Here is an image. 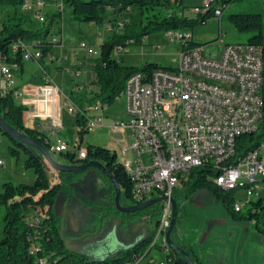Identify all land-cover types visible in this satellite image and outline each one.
Wrapping results in <instances>:
<instances>
[{"label": "built area", "instance_id": "obj_1", "mask_svg": "<svg viewBox=\"0 0 264 264\" xmlns=\"http://www.w3.org/2000/svg\"><path fill=\"white\" fill-rule=\"evenodd\" d=\"M215 1L219 0H206L205 5L195 6L193 10L199 14L214 7L213 14L220 17L223 5L214 6ZM47 3H57L61 9L64 5L63 0H36L33 6L30 0H25L22 9L35 8L43 22L45 16L41 8ZM122 26L123 22L119 21L118 27ZM165 33L176 40L190 41L192 38L188 30H167ZM53 40L60 44L59 37ZM247 44L254 43L226 44L216 58L204 55L203 45L180 49L174 68L160 67L150 74L136 71L126 80L121 93L126 98V119L116 121L113 126L115 131L122 133L116 140L120 149L111 150L116 152L118 165L131 181L133 195L128 197L129 205L164 197L157 202L162 204L158 225L152 233L156 242H167L171 198L178 185H185L194 168L209 167L213 171L210 176L213 183L225 191L242 189L245 201H235L237 212L251 202V196L264 181V139L244 155H236L237 138L258 129L263 108V55L262 52L243 54V45ZM80 50L89 57L99 55V49L85 41L80 42L74 53L78 55ZM116 50L122 52L124 47L119 45ZM18 51L23 61H39L44 56L41 40L32 44L17 40L12 44L13 57ZM44 57L53 59L52 52ZM18 69L17 61L8 60L0 53V90L3 94L11 92L13 99L24 106V122L33 121L53 151L68 149L60 139L52 145L48 138L49 133L54 134L62 127L65 107L71 113L85 114L87 131H94L102 123L100 117L89 116L83 111L71 96V92L91 89L93 82L75 85L70 92H65L45 72V83L30 93L16 85ZM103 106L96 104L95 109ZM87 153V149H80L76 157L84 159ZM47 219L50 214L41 208L28 218L30 225L41 226L47 224ZM154 249L156 245L145 248L132 255L126 264H167L173 260L166 255L158 258ZM36 251H40V247H33L30 252L35 254ZM37 262L57 264L49 256H39Z\"/></svg>", "mask_w": 264, "mask_h": 264}, {"label": "rangeland", "instance_id": "obj_2", "mask_svg": "<svg viewBox=\"0 0 264 264\" xmlns=\"http://www.w3.org/2000/svg\"><path fill=\"white\" fill-rule=\"evenodd\" d=\"M30 2L34 6L36 0H30ZM205 3L206 0H183V3L175 8L180 15L194 18L197 13L193 8L203 6ZM214 6H222V2L220 0L215 1ZM52 8H55L53 4L47 3L41 8L42 14L45 16ZM9 11L8 6H0V28ZM132 11V9H127L126 13ZM107 12L110 14L111 10ZM163 12L170 13L169 9ZM24 13L32 17L28 24L31 29H37L43 25L39 19V14L35 12V8L25 10ZM126 13L121 16V22L127 21ZM231 13H261L264 36V0L230 1L224 6L222 20L212 15L205 24L197 23L193 26L192 36L197 42L204 43L203 53L207 57H219L226 44L248 42L249 37L252 35V33L238 31L229 19ZM116 27L114 32L124 31V28H119L118 24ZM114 32L103 30L102 23L76 20L71 14L70 7L65 4L62 15L48 34L49 39L62 37V43L54 45V54L59 58L67 57L64 60L60 59L64 66L63 70H59L54 64L52 80L65 92L69 91L70 84L84 85L88 80L90 81L92 78L90 60L83 58L82 54L84 52L82 50L78 55L74 53V50L78 48L82 41L87 42L96 49H100V45L105 38L112 36ZM179 52L180 43L176 39L167 36L163 29H154L146 35L143 43L128 44L124 47L123 52L114 49L112 55L122 60V64L125 66H142L147 62H157L163 66H175L178 63ZM80 62H82L81 66ZM79 67L80 72L77 71ZM24 70L23 77L26 78L38 76L42 72L41 64L35 59L25 60ZM15 73L16 85L19 86L22 72L18 69ZM98 87V85L94 86V91L98 90ZM74 94L77 95V93ZM96 104H99V102L87 103L89 107L87 114L100 117L102 123L94 131L90 130L83 134L82 140L78 132L79 126L76 122V114L69 112L67 107L63 109L62 127L54 134L49 133L48 138L52 145L60 139L68 145V149L60 152L53 151L49 147L51 156L55 161L82 164L81 160H69L66 153L74 154L80 149H88L89 146L109 147L119 151L120 145L116 140L122 137V133L115 131L113 126L116 121L126 119V98L121 94L116 97L113 104L104 105L100 109H95ZM26 123L32 125L31 121ZM12 146L16 147L10 137L0 133V161L3 162L0 163V191H2L5 181L32 184L36 179L34 168L26 166L28 154L24 148L18 147L19 153L15 155L10 151ZM40 155L42 154L40 153ZM42 158L46 165L50 183L54 185L61 182V180L63 181L60 172L52 168L43 155ZM68 187V190L61 191L62 194L58 196L54 208L60 214L61 212L64 213V209H67L65 206L68 205V201L71 205L73 204V207L76 206L74 208L76 217L70 216L67 226L68 231L71 229V232L76 231L78 226V232H72L75 235L71 236L100 235L103 230H100L101 233L99 230H95L93 218L95 217V208L99 202L105 199L104 197L108 192L109 197L114 198L115 192L110 181L104 176H100L96 168L89 167L82 175L73 179ZM233 192L235 201L237 199L245 201L242 189ZM173 195L179 204L177 222L172 232V237L177 243L189 249L190 247L183 241L186 240V243L192 245L194 251L191 250V252H195L196 256L200 253L204 255L205 252L209 253L205 255V258H208L212 264H264V216H262L260 222L247 217L235 218L231 215L229 208L216 201L206 188H200L187 194L186 187L178 185ZM260 196L264 197V186L260 191ZM259 198V195L254 194L251 196V201H257ZM120 203L123 206H128L131 203L124 192V188H122ZM161 204L157 203L156 205L160 206ZM250 208H252V203H245L241 213L248 214ZM3 212L4 208L0 205V219ZM148 213H151L152 218L145 214H139L134 216L126 229L120 225L119 232L121 235L129 236L130 233L142 226L152 230L153 222L151 220H155L157 215L153 216V211H148ZM119 219L122 220L118 216L108 217V224L105 228H109L113 220L120 221ZM132 221L135 223L133 224ZM74 223L76 226L72 227ZM139 223L142 224L138 227ZM210 247L215 249L214 253L207 251ZM153 253L160 259L165 258L166 255L165 252L158 249H154Z\"/></svg>", "mask_w": 264, "mask_h": 264}, {"label": "trees", "instance_id": "obj_3", "mask_svg": "<svg viewBox=\"0 0 264 264\" xmlns=\"http://www.w3.org/2000/svg\"><path fill=\"white\" fill-rule=\"evenodd\" d=\"M24 1L0 0V6H8L10 8L0 28V53L6 56L8 60L17 61L20 67L23 64L21 51L16 52L13 57V42L22 39L32 44L37 40H41L43 53L46 56L48 52H52V48L56 44L53 39L48 38V34L63 12V9L59 8L56 11L46 13L42 22L43 25L37 29H31L28 27V24L32 20V17L24 13L22 9ZM230 1L233 0H221L223 10L224 6ZM182 3L183 0H63V4H67L70 7L73 18L97 24L104 23L111 15L125 14L127 9L133 10L130 13H126L127 21L123 22L122 26L124 31L114 32L112 36L105 39L100 45L99 55L93 58L94 76L92 82L97 83L99 89L94 95H90L91 93L87 92H71L73 100L83 111L86 112L89 109L87 103L92 101L99 102L102 105L113 104L116 97L121 95L127 78L136 71H144L150 74L156 68H174L173 66H163L157 62H147L142 66H125L122 64V60L112 55V52L119 45L125 47L131 43H143L146 35L154 29H163L165 32L177 29L192 30L195 24H205L208 18L214 15V7L206 13L197 14L194 18L180 15L175 7ZM109 9H112L111 14L107 12ZM166 9H169V14L163 12ZM229 19L238 31L252 33L248 42L254 43V45L257 44L256 46L260 48L264 64L262 14L231 13ZM115 21L116 19L110 18V22L114 27L117 26L120 20L116 21V24ZM58 43H61V40ZM184 44L180 43V49L204 45V43L196 42L193 37L188 43ZM187 45L189 46L187 47ZM44 56L41 57L39 63L45 72L49 74V66L46 64ZM74 93H77V95ZM261 93L263 108L258 129L253 133L242 134L237 138V156L244 155L249 150L257 147L264 139V81ZM23 112L24 106L13 99L11 92L3 94L0 90V115L3 119L21 132L45 143L49 148L50 145L46 143L43 136H40L37 129L24 122ZM76 122L79 126L78 132L82 140L83 134L88 132L85 128V114H76ZM0 133L9 136L16 146L10 148L12 154L17 155L19 153L18 147L24 148L28 154L26 166L33 167L36 174V179L32 184L13 183L11 181L3 183L2 191H0V205L4 208L0 219V264H38L37 260L39 256H49L57 264H126L132 258V255L139 254V252L150 246L152 238L155 235L152 233L159 222L160 206L157 205H151L137 212L149 214L150 218H152L151 213H148V211H153V216L157 215V218L151 220L153 227L148 239L136 244L128 251L119 252L115 257H109L102 263H94L87 257L70 251L60 234L61 228L54 206L61 191L65 189L64 182H68L67 180H69L74 172H60L63 181L61 180V182L52 185L42 155L35 153L22 142L8 135L1 127ZM87 151V157L84 159H77L76 153H66V157L71 161L81 160L88 162L96 159L104 162L119 180L126 196H131L130 178L123 168L118 165L116 152L109 147L102 146H89ZM100 173L110 181L106 174L101 171ZM212 174L213 171L207 166L194 168L184 185L187 194L200 188H206L213 194L216 201L229 208L233 217H247L257 222L262 221L261 218L264 216V198L251 201L252 208L249 209L248 214H242L241 211L237 212L233 209L235 202L234 190L225 191L223 188L216 186L210 178ZM110 184L114 189L111 181ZM114 198L109 197L108 193V201L104 203L105 215L110 218L118 214H124L116 208ZM37 208L46 209L50 214V219H47V224L44 226L29 224L28 218ZM37 246L40 247V251H36L35 254L31 253V249ZM181 246L192 255L195 264H200L193 252L187 247ZM172 255H167L168 258L172 257L171 259H173L172 261H168L167 264H188L181 254L174 251Z\"/></svg>", "mask_w": 264, "mask_h": 264}, {"label": "water", "instance_id": "obj_4", "mask_svg": "<svg viewBox=\"0 0 264 264\" xmlns=\"http://www.w3.org/2000/svg\"><path fill=\"white\" fill-rule=\"evenodd\" d=\"M0 127L8 135L19 140L26 147L32 149L35 153L39 154L40 152L50 163L52 168H54L59 172L83 171L88 169L89 167H95L99 169L101 172H103L109 177L115 191V198H114L115 206L119 211L123 213H137L164 199V197H155L153 199H150L148 201L139 204L123 206L120 203L121 192H122L121 184L119 180L116 178L115 174L106 166L104 162L96 159H92L88 162H83L82 164L57 162L52 158L49 148L45 143H42L39 140L11 126L3 119L1 115H0ZM171 200H172V214H171L170 226L166 233L167 242L175 252L182 255V257L188 262V264H195L192 255L179 243H177L172 237V232L177 222L179 204L177 203L174 197H172ZM120 224H121V220L120 221L113 220L109 228H105L100 235H95L91 238L84 239L83 237L72 238L66 236L64 234L63 228H61L60 234L64 240L66 247L70 251H72L75 254H79L84 257H87L89 260L93 261L94 263H102L109 257H115L119 252L128 251L136 244L147 240L148 237L151 235V230L148 227H144L146 230L142 231L143 230L142 228L140 233H138L132 240L125 242L122 240V235L119 232Z\"/></svg>", "mask_w": 264, "mask_h": 264}, {"label": "crops", "instance_id": "obj_5", "mask_svg": "<svg viewBox=\"0 0 264 264\" xmlns=\"http://www.w3.org/2000/svg\"><path fill=\"white\" fill-rule=\"evenodd\" d=\"M51 4H53V6L55 7V8H52L50 11H56V10H58L59 9V6H58V4L57 3H55V5H54V3H51ZM64 6H65V4L63 5V10H64ZM109 10H111V13H112V9H109ZM49 11V12H50ZM110 13V14H111ZM123 14H118V15H111L110 17H108L105 21H104V23H102V25H103V30H109V31H112V32H114V30H115V28H116V26L114 27V25L112 26V23L110 22V18H114V19H116L117 21H119V20H121V16H122ZM222 18H223V15L220 17V19L222 20ZM117 22L115 21V24H116ZM190 32H192V35H193V31L192 30H189ZM193 37V36H192ZM60 39L62 40V37L60 36ZM106 39V38H105ZM194 39V38H193ZM196 41V40H195ZM197 42V41H196ZM62 43V42H61ZM54 48H55V46H53V48H52V56H53V59H50V58H48V57H44V59H45V62H46V64L49 66V75H50V77H51V79L53 78V69H54V64L56 65V68H58L59 70H63V68H64V66L62 65V63H61V61L59 60V57H57L55 54H54ZM82 52H84V51H82ZM83 58L85 59V60H90V64H91V74H92V78H93V76H94V71H93V64H94V57H89V56H87L86 55V53L84 52L83 54ZM116 58V57H115ZM39 62V61H38ZM82 65V62H80V66ZM41 68H42V72L38 75V76H33V77H30V78H26L25 76L23 77V75L25 74V70H24V61H23V64H22V66L20 67V70H21V72H22V74H21V80H20V82H19V89H24L25 91H27V92H34L39 86H41V85H43L44 83H45V70L43 69V67L41 66ZM77 71L78 72H80L81 71V69H80V67L77 69ZM92 78H91V80L89 81H87V83L88 82H91L92 83ZM53 81V80H52ZM54 82V81H53ZM55 83V82H54ZM56 84V83H55ZM58 85V84H57ZM77 85H80V84H77ZM59 86V85H58ZM73 86H75L74 84H70V86H69V91L68 92H70V90H71V88L73 87ZM94 86H97V83H95V82H93L92 83V88L91 89H83V90H80V91H76L77 93H81V92H87V93H91L90 95H94V93L97 91V90H95L94 91ZM60 87V86H59ZM98 89H99V87H98ZM62 119H63V116H62ZM63 121V120H62ZM32 122V126H34L33 125V121H31ZM29 124V123H28ZM35 124V123H34ZM111 149V148H110ZM263 186H264V181L263 182H261L260 183V185H259V188H258V190H257V192H256V195H259V197L260 198H264V197H262V196H260V191H261V189L263 188ZM243 194V196H244V193H242ZM142 228H143V230L142 231H144V230H146L143 226H142ZM141 228V229H142ZM138 233H140V232H138ZM184 241V243L185 244H187L190 248H189V250L191 251H194L193 250V248H192V245L191 244H188V243H186V240H183ZM184 246V245H183ZM208 252H215V249H213V248H209V250H207ZM194 254H195V252H193ZM206 254H209V253H206L205 252V255ZM205 255L203 254V253H200V254H198L196 257H197V261L198 262H200V264H212L211 262H210V260H208V258L206 259L205 258Z\"/></svg>", "mask_w": 264, "mask_h": 264}, {"label": "flooded vegetation", "instance_id": "obj_6", "mask_svg": "<svg viewBox=\"0 0 264 264\" xmlns=\"http://www.w3.org/2000/svg\"><path fill=\"white\" fill-rule=\"evenodd\" d=\"M82 162H86V161H82ZM95 168V167H94ZM97 169V168H96ZM98 171H99V169H97ZM86 170H83V171H76V172H74L73 174H72V176L69 178V180H67L68 182H64V188L65 189H63V190H68L69 189V183L73 180V179H75V178H77L78 176H80V175H82L84 172H85ZM99 174H100V176H101V173H100V171H99ZM68 183V184H67ZM109 193V192H108ZM108 193H107V195L104 197L105 199L102 201V202H99L98 203V205H97V207L95 208V217L93 218V222L95 223V230H104V228H105V226H106V224H108V220H107V216L105 215V210H104V203L105 202H107L108 201V199H107V196H108ZM62 194V193H61ZM67 209H64V213L63 212H61L60 214H58L57 212V216H58V219H59V225H60V228H63L64 229V234L66 235V236H69V237H74V236H71V235H75L74 233H72V232H75V233H77L78 232V226L76 227L77 229H76V231L75 230H73L72 232H71V229L68 231V220H69V217L71 216H73V217H76V214H75V209L74 208H76V206H74L73 207V204L71 205L70 204V202L68 201V205L67 206H65ZM139 214H141V215H146V213H124V214H118L117 216L118 217H121L122 218V220H121V224L120 225H122V228H124L125 227V229L127 228V225H129V222H131V220H133V218H134V216H137V215H139ZM133 222V221H132ZM135 222H133V224H134ZM141 224L142 223H139V225H138V227L139 226H141ZM97 225V226H96ZM74 226H76V224L74 223V224H72V227H74ZM142 227H139L137 230H134L132 233H130V235L129 236H124V234H122V240L123 241H125V242H127V241H130V240H132L137 234H138V232H140L142 229H141ZM101 231H100V233H101ZM97 235V234H96ZM93 236H95V235H87V234H85V235H83V236H81V237H77V238H91V237H93Z\"/></svg>", "mask_w": 264, "mask_h": 264}, {"label": "bare ground", "instance_id": "obj_7", "mask_svg": "<svg viewBox=\"0 0 264 264\" xmlns=\"http://www.w3.org/2000/svg\"><path fill=\"white\" fill-rule=\"evenodd\" d=\"M21 40V39H20ZM179 43H188L189 41L187 40H177ZM185 45V44H184ZM189 45H187L188 47ZM186 47V45H185ZM184 48V47H183ZM186 49H190L189 48H186ZM255 52H261L260 51V48L254 44H247V45H243V54H255ZM131 195H133V188L131 189ZM153 245H156V249L162 251V252H165L166 253V256L167 255H171L173 256V252L174 250L171 248V246L167 243V242H156V238H155V235L154 237L152 238V241L150 243V246L149 247H152ZM172 253V254H171ZM138 254V253H137ZM168 257V256H167ZM172 258V257H171ZM170 258V259H171ZM174 258V257H173Z\"/></svg>", "mask_w": 264, "mask_h": 264}]
</instances>
